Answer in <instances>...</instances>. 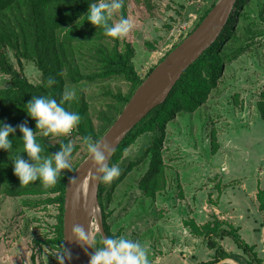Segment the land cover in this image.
<instances>
[{"label":"rangeland","instance_id":"1","mask_svg":"<svg viewBox=\"0 0 264 264\" xmlns=\"http://www.w3.org/2000/svg\"><path fill=\"white\" fill-rule=\"evenodd\" d=\"M213 1L122 0L125 17L133 27L120 39L134 48L132 62L141 78L197 25ZM84 18L68 28L70 31L57 34L60 39H72L68 40V47L78 69L94 74L101 66L100 50L109 51L114 40L102 36L101 26ZM119 18L120 9L111 20L115 23ZM224 45L223 51L230 57H226L222 75L207 100L193 112L175 114L165 124L161 152L166 187L151 199L138 186L147 169L148 148L153 138L161 134L159 129L140 134L115 163L122 169L120 176L111 184H104L102 203L109 231L138 241L147 251L149 264L194 261L188 256L198 247L201 253L205 243L201 241V245L189 235L186 240L185 231L178 229L196 208L202 210L203 219L206 215L211 217L213 213L202 206L207 201L218 203L221 185L239 194L264 185V123L256 106L264 88V0H246L232 36ZM6 51L14 67L30 82H41V70L34 60L19 61L13 49ZM62 74L61 95L65 90L75 92L73 99L66 101L68 110L75 112L83 106L85 126L96 133L104 125L102 117L107 104L113 102V95L126 94L131 89L121 76L71 82L64 68ZM8 84L9 75L0 71V87ZM61 135L52 134L51 142L60 141ZM67 136L73 138L71 142L77 148L71 153L70 169L63 172L70 171L88 154L82 135ZM214 143L218 147L212 153ZM225 161L233 170L229 169L230 174L223 170ZM46 196H8L0 192V264H56L58 250L44 240L53 235L58 207L56 203L38 202ZM245 198L254 205L253 198ZM255 218L257 226L264 225V215L260 223ZM243 235L248 243L254 240L253 233L248 237L245 231ZM101 241L99 233L95 234L97 247L102 246ZM261 254L264 258V250Z\"/></svg>","mask_w":264,"mask_h":264},{"label":"trees","instance_id":"2","mask_svg":"<svg viewBox=\"0 0 264 264\" xmlns=\"http://www.w3.org/2000/svg\"><path fill=\"white\" fill-rule=\"evenodd\" d=\"M215 1L204 12L200 20ZM92 2L94 0H0V71L9 75V84L0 87V121L12 126L26 122L27 126L33 129L37 141L42 145V156H48L57 151L61 143L73 142V138L62 134L60 141L51 142L52 134L44 136L41 133L42 129L35 128L34 119L26 113V102L33 96L54 97L59 101L61 99L60 90L63 81V68L66 70V75L71 82H79L83 79L94 80L96 78L103 79L110 76H121L131 85L128 93L118 92L113 95V102L107 104V110L102 117L104 125L99 133L85 126V119L82 115L83 106L75 110V112L80 114L81 119L73 133L82 135V138L91 136L93 139H98L113 122L143 79L133 65L134 48L130 42L122 40L120 37L106 35L102 27L101 35L112 38L114 45L109 51L100 50L101 56L99 60L101 66L98 71L94 74L83 73L74 63V57L71 53L72 49L68 47V40L72 39L67 38L68 36L60 39L57 33L70 29L74 23L84 17L89 4ZM245 2L246 0L236 1L233 14L218 38L186 68L165 101L152 108L125 135L111 156L110 165L115 164L121 158L123 151L140 134L156 129L161 131V134L154 137L150 143L147 169L138 181V186L144 196L154 199L157 193L166 187L165 164L161 152L165 124L179 112H193L196 110L207 100L211 90L217 86L225 65V59L229 56L223 51L222 46L232 36L235 21ZM125 15V6L122 3L120 17H125ZM109 22L113 23L111 19ZM6 48L13 49L19 61L21 58L34 60L37 67L41 70V82L32 83L21 71L17 70L9 60ZM238 52L239 50L234 55ZM50 76L54 77L56 81L52 86L47 84ZM256 106L264 123V88L260 92V98L257 100ZM64 107L68 110L66 101L64 102ZM21 136L22 133L17 128L15 136L12 133L9 134L13 144L12 150L9 152L8 150L0 149V192L8 196L46 194L47 196L38 202L56 203L58 214L56 224H54L53 235L47 237L44 243L62 251L65 184L79 163H76L68 172L62 171V176L54 186L44 187L39 180L30 182L28 185H20L18 178L13 174L11 160L18 154L22 158L28 159L27 154L23 152ZM217 147L218 144L214 143L212 153L217 151ZM76 148V144H73V152ZM103 190L104 183L100 182L98 199L101 207L102 223L107 236H115L109 231L106 222L107 214L103 210L102 203ZM51 194L54 195L49 196ZM256 196L259 201V208L264 210V189H259ZM184 225L190 228L191 233L201 236L206 246L213 250L210 259L200 261L197 264H216L227 258H231L239 264H262V258L259 257L255 245L249 244L242 238L238 227L219 220L216 216L201 225H198L194 219L190 218L184 221ZM226 236L234 241L237 247L242 250L243 255L228 252L218 242V238ZM56 264H58L57 259ZM219 264L232 263L222 262Z\"/></svg>","mask_w":264,"mask_h":264},{"label":"clouds","instance_id":"3","mask_svg":"<svg viewBox=\"0 0 264 264\" xmlns=\"http://www.w3.org/2000/svg\"><path fill=\"white\" fill-rule=\"evenodd\" d=\"M121 7L122 0H94L89 4L84 19L92 25L101 26L108 36L123 37L133 27L132 21L121 16L115 23L109 22L113 14ZM55 83V78L50 76L47 80L48 86ZM74 95V90H65L59 101L54 97L33 96L26 102V113L34 119L35 128L43 130L44 136L70 133L81 119L78 112L69 111L64 107V102L73 99ZM17 128L22 133L20 138L23 141V152L28 157L24 159L18 154L11 160L13 174L18 178L20 185H28L30 182L39 180L44 187L54 186L62 176V170L70 169L69 161L73 144L61 143L57 151L48 156H42V145L26 122L12 126L0 121V149L9 152L12 150L13 144L9 134L12 133L15 136ZM83 144L95 168L94 176L98 182L111 184L120 176L122 169L117 164L108 163V155L113 150L109 142L84 136ZM71 234L79 243L94 249L88 264H149L145 247L136 240L124 236H103L102 246L97 247L95 237L89 235L88 230L86 232L79 224L71 227ZM55 255L58 264H64L68 252L62 248V251H58Z\"/></svg>","mask_w":264,"mask_h":264},{"label":"water","instance_id":"4","mask_svg":"<svg viewBox=\"0 0 264 264\" xmlns=\"http://www.w3.org/2000/svg\"><path fill=\"white\" fill-rule=\"evenodd\" d=\"M237 0H216L199 23L166 53L135 88L113 122L98 138L109 142L113 150L125 135L155 106L165 101L170 91L188 68L220 35L232 16ZM89 154L76 166L65 184L63 202V248L68 256L64 264H88L93 249L79 243L71 234L74 224L82 225L89 235L92 220L100 237L107 236L102 223L98 199L100 182L94 176ZM227 261L221 260L216 264ZM236 264V263H235ZM238 264V263H237Z\"/></svg>","mask_w":264,"mask_h":264},{"label":"crops","instance_id":"5","mask_svg":"<svg viewBox=\"0 0 264 264\" xmlns=\"http://www.w3.org/2000/svg\"><path fill=\"white\" fill-rule=\"evenodd\" d=\"M224 164L226 165V169H223V170L225 172L226 170H228L230 174L229 169L232 170V168L231 167L229 168V165H227L226 161ZM241 187L245 189L246 186L241 185ZM221 188H222L221 191L218 192L219 194L218 203L207 201L205 205L202 206L205 210H208L209 212L213 213L211 217L206 215L207 219L206 218L203 219L202 210H200V208H196L193 210V212H191V218L193 217L192 219H194V221L198 225H201L207 222L208 220H211L212 216H216L219 220L225 221L226 223H229L235 227H238L239 233L243 239L245 238L243 235L245 231L247 232L248 237H250L251 233H253L254 240L249 244H254L259 257H262L261 252L264 250L263 248L264 247V225L257 226L255 216L258 217L259 223H260L262 220V215H264L263 214L264 210H261L259 208V201L256 196V193L258 190L256 189L250 192L248 190L247 191L244 190L243 193L239 194L238 192H234L235 190L230 189L229 187L225 185H221ZM260 189H264L263 184L261 185ZM237 191H240V189H238ZM211 197H214L213 194H211ZM245 197H248V198L250 197V199L253 198L255 207L251 203V201L249 202V200H247ZM248 203L250 204V206H247ZM247 207H250V208H247ZM257 212L259 213V216ZM179 227L180 226H178V228ZM183 230L185 231V234H187V235L184 234L187 237L186 240L189 239V236H190L192 240L200 241L201 245L205 243V241L203 240L201 236L191 233L190 228L188 226L181 225L178 231L183 233ZM217 240L228 252H233L236 254H243L242 250L237 247V245L234 243V241L230 237L226 236L223 238H218ZM201 241L203 243H201ZM202 247L203 249L201 253L198 252L199 251V247H198L196 248L194 253L188 256L190 260H194L193 262L190 261L191 262L190 264H197L200 261H205L211 258L213 250L209 249L206 246V244L205 246L203 244ZM198 253H200V255H198ZM226 260L230 261V263L232 264L238 263L231 258H227ZM263 262H264V258L262 257V264Z\"/></svg>","mask_w":264,"mask_h":264},{"label":"bare ground","instance_id":"6","mask_svg":"<svg viewBox=\"0 0 264 264\" xmlns=\"http://www.w3.org/2000/svg\"><path fill=\"white\" fill-rule=\"evenodd\" d=\"M91 230H92V233H93L92 236L95 237V234H97V228H96V222H95L94 218H93V220H92Z\"/></svg>","mask_w":264,"mask_h":264},{"label":"built area","instance_id":"7","mask_svg":"<svg viewBox=\"0 0 264 264\" xmlns=\"http://www.w3.org/2000/svg\"><path fill=\"white\" fill-rule=\"evenodd\" d=\"M73 131H74V130H72L70 133L72 134V133H73ZM67 134H69V133H67ZM67 134H66V135H67ZM57 250H58V249H57ZM58 251H59V250H58Z\"/></svg>","mask_w":264,"mask_h":264}]
</instances>
